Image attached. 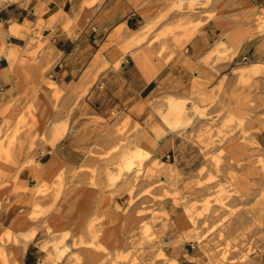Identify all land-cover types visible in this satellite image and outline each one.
Returning <instances> with one entry per match:
<instances>
[{
	"label": "rangeland",
	"instance_id": "obj_1",
	"mask_svg": "<svg viewBox=\"0 0 264 264\" xmlns=\"http://www.w3.org/2000/svg\"><path fill=\"white\" fill-rule=\"evenodd\" d=\"M47 6L0 50V264L29 245L40 264H196L194 233L212 253L264 243V0H81L76 21ZM131 11L141 37L113 26ZM59 23L100 36L68 85Z\"/></svg>",
	"mask_w": 264,
	"mask_h": 264
},
{
	"label": "crops",
	"instance_id": "obj_2",
	"mask_svg": "<svg viewBox=\"0 0 264 264\" xmlns=\"http://www.w3.org/2000/svg\"><path fill=\"white\" fill-rule=\"evenodd\" d=\"M81 0H8L3 4L0 0V27L2 26L4 30V36L0 38V50L2 42L5 40L7 42V49L9 50L12 45H15L16 37L12 34H9V30L14 22L24 24L26 21L32 24H35L39 18L37 15L38 8L42 4H48L46 9H56L60 14H67L70 20H78L81 17L80 11ZM4 7H3V6ZM94 15V16H93ZM92 15V22L95 17H98V14ZM141 24V17L136 11L129 12L125 17L120 20L115 19L113 26L117 27L119 25L126 26L125 30L128 35L130 32L136 31L139 29ZM100 26L94 27L92 29V34L98 32ZM208 31L209 39L211 40L213 34V28H206ZM76 34V33H75ZM69 36L64 30L62 23H59L53 34L50 37L54 57L59 59L58 63L54 67V73L59 76L56 78L60 84L68 85L70 81L77 75L79 69L81 68V55H93L99 50V34L91 36L90 40L87 35H77ZM43 35L46 37L49 35V31L45 30ZM202 42L198 41L196 43V48L194 47L193 53L199 56L205 49L202 46ZM17 45V44H16ZM192 45L188 47V50ZM203 48V49H201ZM118 49L112 50L113 54L118 53ZM1 54V51H0ZM136 61L132 57H127L125 61V69L128 74L136 71ZM8 62L7 59L0 55V91L2 92L5 87H7L10 82L8 80ZM135 75V74H134ZM0 92V93H1ZM172 165L175 166V163L172 162ZM109 195V191H103L100 195V198H104ZM126 193L123 192L121 197H126ZM11 220L10 215L5 217V223L8 220ZM22 264H40L39 251L33 246L28 247L25 255L21 259Z\"/></svg>",
	"mask_w": 264,
	"mask_h": 264
},
{
	"label": "bare ground",
	"instance_id": "obj_3",
	"mask_svg": "<svg viewBox=\"0 0 264 264\" xmlns=\"http://www.w3.org/2000/svg\"><path fill=\"white\" fill-rule=\"evenodd\" d=\"M6 2H7L6 0H3V4H5ZM1 3H2V0H1ZM123 28L125 29L126 26H123ZM143 29H144V26L141 25L138 30L133 31L134 32L133 33L134 37L135 38L141 37L142 34H143ZM121 32L118 31L117 34H121ZM4 33L5 32H4V30H3L2 26H1L0 27V38L5 35ZM224 45H225V42H222L221 46L223 47ZM26 149L27 148H25L24 145L21 144L18 148H16L13 151L12 154L14 155V158H15L16 161L19 162L22 159L23 160L29 159V153L26 152ZM138 155H141V153L139 152ZM17 223H18V220L15 219L11 223V225L6 226V228H12L13 229V228H15L17 226ZM261 231H263V230H261ZM197 235L198 234H195V233L192 234V236H193L192 241L197 245V248H198V252H197L198 256L196 257V260H195L196 264H202L201 260H203V259H201V258L198 259V257H200V256H202V257L204 256L205 258L208 259V262L205 263V264H264V246H262L264 243L258 244L257 240H255V239L254 240L257 243H255V242L252 243V242H249V240H248L249 243L247 242L248 243V247L247 248L244 247L242 249L240 248L238 250H234V251H230V252L227 251V250H223V252H220V253H216V252H214L215 251L214 250L213 253H212L211 250L215 249V246L204 244L205 243V239L204 238H200ZM263 240H264V238H263ZM252 241H253V238H252ZM260 241H261V239H260ZM216 245H217V243H216ZM227 246H229V245H227ZM233 246H234V244H233ZM241 246H242V243H241ZM216 247L218 248V246H216ZM226 247H225V249H226ZM221 248H223V247H221ZM175 252H177V254H180V250H178V249H176ZM179 262H178V260H176V264H181ZM195 262H193V263H195Z\"/></svg>",
	"mask_w": 264,
	"mask_h": 264
}]
</instances>
